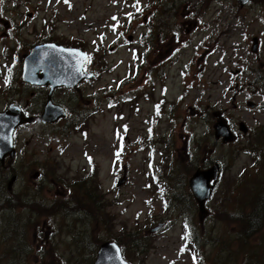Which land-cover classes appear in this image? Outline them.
Instances as JSON below:
<instances>
[{
	"label": "rangeland",
	"instance_id": "1",
	"mask_svg": "<svg viewBox=\"0 0 264 264\" xmlns=\"http://www.w3.org/2000/svg\"><path fill=\"white\" fill-rule=\"evenodd\" d=\"M168 1L139 0L140 11L137 0L0 3V111L12 102L44 105L46 90L23 85L19 63L13 67L37 44L85 50L95 73L75 90L57 91L70 120L16 132V158L0 165V264H93L100 244L127 233L148 247L139 253L124 244L130 264H198L196 247L203 264H264V0L243 8L236 0H173L165 17L178 35L157 42L141 68L153 28L146 19ZM216 111L238 142L216 145ZM206 137L225 169L201 221L188 182ZM82 181L91 184L92 207Z\"/></svg>",
	"mask_w": 264,
	"mask_h": 264
},
{
	"label": "water",
	"instance_id": "2",
	"mask_svg": "<svg viewBox=\"0 0 264 264\" xmlns=\"http://www.w3.org/2000/svg\"><path fill=\"white\" fill-rule=\"evenodd\" d=\"M253 0H237L241 7L246 6ZM253 53L259 50L258 37L252 40ZM85 57L88 59L85 60ZM89 62L87 53L79 49L64 48L52 43H45L34 47L31 54L25 59L23 67V80L25 82L50 87L48 101L44 107L41 121L44 124L55 123L61 118H66L68 114L59 106L53 104L52 95L56 88L67 87L74 89L83 80L92 79L93 73H85L83 67ZM40 72H42L40 74ZM248 106L254 108L256 105L249 102ZM218 118L215 124V136L217 139L223 138L224 143L233 141L236 136L231 131L227 121L221 117L220 113L215 114ZM33 121V117H26L17 106L11 105L10 108L0 113V160L4 163L7 156L13 157V133L17 127ZM240 130L246 134L247 126L240 124ZM221 171L220 163L215 164L208 170H198L190 179V189L195 201L199 206L201 218L207 216L206 202L211 198L215 186L219 180ZM16 177L9 182L8 188L11 190ZM125 182L122 179L117 186ZM164 224L158 225L150 232L155 233L162 229ZM94 264H129L123 257L120 246L115 241L104 242L97 253Z\"/></svg>",
	"mask_w": 264,
	"mask_h": 264
},
{
	"label": "trees",
	"instance_id": "3",
	"mask_svg": "<svg viewBox=\"0 0 264 264\" xmlns=\"http://www.w3.org/2000/svg\"><path fill=\"white\" fill-rule=\"evenodd\" d=\"M167 3H169L168 4L169 8H167V9L162 8L160 10V12H158V11L155 12L154 11V12H152V16L150 17V21H152L151 25H153V28L150 29V31H152V33H150L149 36L148 35L144 36V40L143 41L145 42L146 49H149L148 51H151V53L146 52L144 54L143 58L145 60H148V59L150 60L152 51H153L155 43L157 41H159L160 39L163 40L165 37L167 38L170 34H173L174 30L170 27V23H168V21H167L165 16H166L168 10L172 9V7H173L172 5H174L175 3H173V0H169ZM185 3L187 4L186 1H185ZM174 33L176 35H178L176 31H174ZM149 37L153 38V41L147 42L146 40ZM144 42L142 44H144ZM6 54L7 53H3V55H6ZM149 54H150V58H149ZM18 63H19L18 67L21 68V62H18ZM203 114H204V118L205 119L209 118V113L208 112L206 114L205 113H203ZM76 129H78V128H76ZM158 179L161 181L162 178L158 177ZM249 181H252L254 183L253 179H250ZM257 183L259 184L258 181H257ZM90 187H91V184L88 187V183L87 182H83V181L81 182L80 188H81V190L83 191L84 194H86L90 190L89 194L85 198H86L87 204L91 205V207H92V204L95 203L97 200H96V198H94V192H93V190L90 189ZM77 191H79V189H77ZM262 199L264 200V197ZM192 201H193V199H192ZM177 202L179 203V201H177ZM98 211H100V210L97 209V212ZM251 224L253 225V223H251ZM117 241L121 245V247L126 249V246L124 244H127V245L130 246V248L134 249L135 251H137L139 253H143L144 251H146L148 249V247L143 244L144 243V238L141 235H138V234H132V233L128 234L127 233L125 235V240H118L117 239ZM196 257H197L196 260H201L198 264H201V263L203 264L202 252L197 247H196Z\"/></svg>",
	"mask_w": 264,
	"mask_h": 264
},
{
	"label": "flooded vegetation",
	"instance_id": "4",
	"mask_svg": "<svg viewBox=\"0 0 264 264\" xmlns=\"http://www.w3.org/2000/svg\"><path fill=\"white\" fill-rule=\"evenodd\" d=\"M170 36H174L175 37V35H173V34H170L167 38L165 37V40L167 41V39L170 37ZM161 41V39L158 41V42H160ZM174 52V51H173ZM173 54V53H172ZM166 67V66H165ZM164 67V68H165ZM57 104V103H56ZM234 108H235V106H234ZM197 115H198V113H196ZM220 143V142H219ZM205 154H203V157H202V162H203V165H202V168H204V169H207V168H209L214 162L212 161L213 160V156H211V154L213 153V150H211L210 149V151H209V147H208V144L207 145H205Z\"/></svg>",
	"mask_w": 264,
	"mask_h": 264
},
{
	"label": "snow or ice",
	"instance_id": "5",
	"mask_svg": "<svg viewBox=\"0 0 264 264\" xmlns=\"http://www.w3.org/2000/svg\"><path fill=\"white\" fill-rule=\"evenodd\" d=\"M64 2L67 3L68 0H64ZM0 3H3V0H0ZM135 6L137 7V10H138V11L142 10V9L139 8V0H137V3H136ZM129 18H131V16H130ZM114 19H115V18H114ZM87 59H88V58L85 57V60H87ZM157 114H158V110H157ZM120 155H121L120 152H117V153H116L117 159H119V156H120ZM89 162H91V158H89ZM184 239H185V240L189 239V236L184 237Z\"/></svg>",
	"mask_w": 264,
	"mask_h": 264
},
{
	"label": "bare ground",
	"instance_id": "6",
	"mask_svg": "<svg viewBox=\"0 0 264 264\" xmlns=\"http://www.w3.org/2000/svg\"><path fill=\"white\" fill-rule=\"evenodd\" d=\"M247 236H245V235H241V238H246Z\"/></svg>",
	"mask_w": 264,
	"mask_h": 264
}]
</instances>
